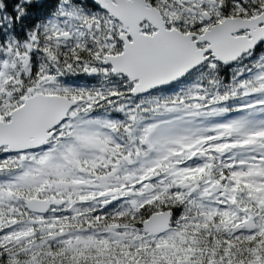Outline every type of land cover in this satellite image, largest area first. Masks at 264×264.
Instances as JSON below:
<instances>
[{
    "label": "rangeland",
    "instance_id": "374dc122",
    "mask_svg": "<svg viewBox=\"0 0 264 264\" xmlns=\"http://www.w3.org/2000/svg\"><path fill=\"white\" fill-rule=\"evenodd\" d=\"M181 1L169 0L173 4L171 9L165 8V3L159 9L165 21H170L171 28L178 27L177 21L181 20L182 23L188 20L193 23L199 18V12L197 17H193L186 9H179ZM202 1L205 0H193V3L201 5ZM218 1L207 2L214 15L217 13L214 7ZM60 3L65 2L61 0ZM92 23H95L94 17L88 11L62 4L40 26L44 44L47 45L45 50L62 44L52 38L58 33H71L70 44L77 45L91 40L92 35L97 38L104 35L105 38L113 27L111 23L108 28L107 21V28ZM8 41L5 47L0 46V121H9L10 111L19 107L28 96L40 92L60 94L77 89L71 87L75 82L69 84L58 81L55 77L58 67H55L54 59L49 57L56 69L55 73L50 74L48 70L45 76L31 82L15 97L24 85L18 76L27 73L24 72L27 68L22 66L24 55L33 50V42H37V39L29 33L25 43L17 44L18 41L13 39ZM205 65L184 81L179 101L174 102V93L169 96L156 94L153 99L123 107V112L129 113V121H133L127 123L125 128L128 150H131L127 152L131 158L130 165L124 162L126 153L119 151L118 144L99 131V126L107 123L98 118L96 121L77 118L75 128L68 132L75 143L71 140L66 147L61 142L59 146L53 143L51 149L40 154L6 152L1 147L0 252L2 249L9 250L12 255L14 251H25L30 252L31 256L35 249L48 247V244L67 243V247H76L79 242H84L85 238L81 236L84 230L80 229L86 227L92 234L106 229L118 235H131L129 241L137 245L139 252L147 249L154 251L165 264H196L190 260L193 255L188 251V238L180 230L185 224L182 216L169 232L155 238H149L132 227H104L106 225L96 216L86 221L85 227H74V220L79 221L89 211L101 208V204H106L109 199L115 200L114 207L120 205L121 210L135 212L146 202L159 201L162 197L176 198L183 205L186 203L190 212L199 211L192 221H186L190 227H203L205 230L214 227L220 233L242 235L245 238L264 230V120L255 130L252 116L254 111L258 112L259 106L250 102L264 98V69L254 76L255 81L251 78L248 80L244 72L237 71L229 78L231 84L224 86L223 80L216 82L212 79L216 74L214 65ZM103 76L101 73L97 81L106 82ZM201 95L205 96L204 100L196 99ZM228 98L234 108H227V102H224ZM231 114L233 117L227 118ZM243 114H248V117L242 119ZM142 140L144 144H141ZM71 169L78 172L72 173ZM161 178L165 182L158 186L159 190L145 198L140 184L148 180L157 185ZM172 180L188 187L171 192L169 186L174 184ZM79 182L87 189L92 187V190L79 194ZM94 183L100 184L101 188L94 189ZM212 185H220V191L211 193ZM46 195H54L53 198L60 200L61 206L52 208L43 216L25 209L24 197ZM105 195L108 200H103ZM215 203L221 207L215 206ZM250 216L256 224V228L250 231L252 233L249 235L245 228L235 233L233 227ZM217 217L218 221H214ZM209 223L214 225L209 226ZM202 234L193 238L198 245L199 239L203 242ZM261 242H264V238ZM255 246L250 249L256 258L251 264H264V258L259 254L262 246ZM45 250L46 257H50L49 249ZM193 250H200V254L203 248L193 247Z\"/></svg>",
    "mask_w": 264,
    "mask_h": 264
},
{
    "label": "water",
    "instance_id": "95a60500",
    "mask_svg": "<svg viewBox=\"0 0 264 264\" xmlns=\"http://www.w3.org/2000/svg\"><path fill=\"white\" fill-rule=\"evenodd\" d=\"M44 0H37L42 4ZM101 8L123 25V50L120 55L105 56L103 64L112 67L113 74H123L134 83L133 94L171 85L184 78L188 72L199 67L208 55L225 63L237 60L243 53L264 41V13L254 19L240 17L224 18L202 33H183L178 29H168L159 11L146 6L142 0H99ZM208 17L204 14V19ZM147 21L154 29L151 35L141 33L140 24ZM249 30L248 36L234 37L235 33ZM132 40L129 42L126 37ZM56 39H69L70 34L55 36ZM206 43L205 48H198ZM28 56L23 58V66L28 64ZM198 99H203L199 96ZM79 100H70L62 95L36 93L24 99L22 104L9 113V121H0V148L6 152H24L43 145L52 136L51 130L65 121L71 107ZM129 157L125 161L129 163ZM162 182V181H161ZM188 185H182L185 189ZM154 187L147 182L144 194H150ZM220 185H212L210 192L216 194ZM28 212L44 214L50 209V202L37 198L24 199ZM172 215L168 210L152 212L142 221L143 232L156 236L170 229ZM253 231L256 224L250 216L240 225L233 227L238 233L241 229Z\"/></svg>",
    "mask_w": 264,
    "mask_h": 264
},
{
    "label": "trees",
    "instance_id": "16d2710c",
    "mask_svg": "<svg viewBox=\"0 0 264 264\" xmlns=\"http://www.w3.org/2000/svg\"><path fill=\"white\" fill-rule=\"evenodd\" d=\"M55 1L56 0H46L43 5L44 10L40 14L41 16L34 17L29 14L24 15L23 12H25L24 8L28 9L26 12L35 11L37 5L35 0H0V46H2V48L5 47L10 42L8 40L12 39L18 41L17 44L25 43L28 41V33L34 31V38L37 39V42H33V50L30 51V68L24 71L27 73H22L18 76V79H20V82L24 85L22 88L20 87L19 91H15V97H18V93L21 94L31 82L36 81L41 76H45L48 70L50 74L55 73L56 69H54V66L48 59L49 57L54 59L55 67H58V71L55 74L58 81L71 84L85 79L83 75L84 72H82L83 62L89 60L88 56L91 52V47L88 46V40L77 45L68 43L53 49L50 48L48 51L45 50V46L47 45L44 44L45 38H43L44 36L40 31V27H38V21L45 18L49 19L48 16L54 14V10L52 9L56 6H49V4H54ZM237 1L238 0H225L227 3H236ZM14 2L20 4L23 8L21 11H18V14H16L17 11H15V8L12 7ZM247 2L249 1L245 0L244 4ZM258 3H264V0H258ZM249 9V6L234 7L235 12L242 15H245ZM177 28L181 32L188 31V29L195 31L203 29L202 27H187L183 24ZM19 49L20 51L22 50L21 47ZM1 58L3 59V55ZM195 72L198 71L188 72L189 74L179 80L178 83H180V81L189 80ZM212 79L216 82L218 80V82L222 81L221 74L216 73ZM224 82H229L228 74L225 75ZM183 83L174 85L160 93L165 96L174 93V102H177L181 99L179 96L183 91V88H181ZM185 204L186 203L183 205L182 201L177 199L170 200L168 197H162L159 201L144 204L141 209L133 212V210L129 209L128 211L119 209L120 205H115L116 207H114V203L111 202L108 208L89 211V214L82 217L79 221L73 219L75 221L73 225L80 229V227H85L83 225L86 221L96 216L99 217L101 223L106 225H103L104 227H107V225H116L126 228L132 227L142 233V226L140 223H142L144 219L154 211L169 209L171 210L170 212L173 213L172 226L175 225L180 216L184 217L185 224H182L183 228H180V230L186 235V238H188L186 242L189 245L188 251L193 255V257L190 258V260H192L191 262L194 263L195 261L196 264H251L256 258L250 249L256 247L255 245L262 246L261 249H259V254L261 258H264V242H261L264 238V230L254 233L247 231L249 235L251 233L253 235L245 238L242 235L236 236L235 234L227 235L228 233H220V231H217L214 227L209 230H205L203 227L201 229L190 227V225H187L186 221H192V217L197 215L196 213L199 211L192 213L187 209ZM216 205L218 204H215V206ZM218 206L221 207V205ZM218 219L217 217L213 220L218 221ZM213 225L214 224L209 223V226ZM85 228L80 229L84 230L81 234V236L85 238L83 240L84 242H79L76 247H74V245L67 247V243L62 245L48 244V247L42 246L39 249H35V252H33L31 256L30 252L25 251H14V254L11 255L9 250L2 249V252H0V264H165L159 259V254L154 251H148L147 249L139 252L137 245L129 241L132 237L131 235H118V233H112L106 229L94 231L92 234ZM79 229H76V231ZM118 232L120 233V231ZM200 233H203V242L201 243V239H199L200 244L198 245L197 241L195 242L193 238H196ZM190 240L191 243H189ZM193 247H195V249L203 248V250H201L202 253H198L200 250L194 252ZM45 249H49L50 257H46ZM139 253L141 255H139ZM142 253L145 254L142 255ZM34 255H36V257L31 258ZM141 256L145 257L141 258Z\"/></svg>",
    "mask_w": 264,
    "mask_h": 264
},
{
    "label": "flooded vegetation",
    "instance_id": "af4514ba",
    "mask_svg": "<svg viewBox=\"0 0 264 264\" xmlns=\"http://www.w3.org/2000/svg\"><path fill=\"white\" fill-rule=\"evenodd\" d=\"M45 1H43L42 4H38L37 0H35L36 2V9L35 11H27V8L25 9V12H23V14H29L32 16H41L40 14L43 12L44 7L43 5L45 4ZM65 3H60L61 0H56L55 3L53 4H49V6H53L55 5L56 7H54L52 10L58 11V8L61 7L62 4H64L67 7H78L81 9H84L85 11H88L89 14L91 16L94 17V22L102 25L103 28H107V23L109 24L108 28L111 26V23H113V27L112 30L110 31V33H107V35H102V38H97L94 37V35H92L91 40L89 39L88 41V46L91 47V52L89 57V60L87 62H83V70L82 72L84 75V80L82 79V82H77L75 84H72L71 87L73 88H77V89H72V90H68V92L65 93H60L58 94V92H52V93H43L46 95H62L65 97H68V99L70 100H79L77 104H75L73 107H71L67 113L66 119L65 121H63L61 124L59 123L58 126H56L54 129L51 130L52 136L47 140L46 143H44L43 145H39L38 147L32 148L30 150H27L26 152H34V153H42L48 149H51V145H58L61 142L62 146L66 147L68 143H70L71 140H73V137L68 135V132H72V130L75 128V123L77 122L76 119L77 118H87V119H92L93 121H96L95 119H101L102 122H106V125H102L99 126V131H103L105 133V135L107 137H109L112 141H114L116 144H118L119 147V151H124V162L127 165H130L129 160H131L129 154H127V152H130L131 150H128V145H127V135H125L126 132V125L131 124L133 121H129V113H124L123 111V107L125 105H131L130 103H133L134 105L140 101H144V100H150L153 99V96L156 94H161V91L167 90L169 88H171L174 85H179L182 84L184 81H180V83L176 82L173 83L171 85H167L164 87H160L157 89H153L150 90L146 93H140V94H133V85L135 82H132L128 79V77L124 76L123 74H113L112 73V67L109 64L104 65L103 64V60L105 58V56H116V55H120V53L123 50V46H124V40H123V33H124V29H123V25L121 23H119L118 20L114 19L112 16H110L107 12H105L102 8H101V3H98L99 0H63ZM128 1V0H127ZM145 2L146 6L148 7H154L157 9V11H159V9H162L165 3V8H172L171 5L173 6L172 3L169 2V0H142ZM209 0H205L201 2V5L197 4L195 5V3H193V0H182L180 4H178V8L179 9H186L187 12L193 16V17H197V13L199 18L194 20L193 23L187 21H184L181 23L180 21H177L176 24L177 26H180L181 24H183L184 26L187 27H202L203 29H201L200 31H195V30H191L188 29V31H184L183 33H202L206 30V28L211 27L212 25H215L217 23H220L221 21L224 20V18H235V17H240L243 19H254L257 18L258 16H260L262 13H264V3H258V0H248L249 2L244 4L245 0H238L236 3H227L225 2V0H220L218 1V3L215 4V9L214 11L217 12L216 15H214L210 8L207 5V2ZM67 2V3H66ZM112 3H115V0H111ZM193 4V5H192ZM242 6H249V10L247 11V13H245V15L242 14H238L237 12H235L234 7H242ZM15 8L16 14H18V11H21L22 6L18 3H13V6ZM210 11V12H209ZM161 13V12H160ZM204 14L205 16H207V19H204ZM53 15V14H52ZM51 16H48V18H50ZM163 19L164 16L162 15ZM46 20L48 21L47 18L39 20L38 21V27H40L44 22H46ZM105 21H107V23H105ZM165 21V19L163 20ZM176 21V20H174ZM170 22V21H169ZM169 22L165 21L166 27L168 29H171V27H169ZM95 23H92L94 26H96ZM208 25V27H207ZM264 25V23H260L259 26L257 27H262ZM148 27V31L147 29H145V27ZM140 28H141V33L144 34H148L151 35L149 32L151 30L154 31V29L152 28V26L147 22V21H142V23L140 24ZM175 29H177L176 27H173ZM32 35H35V31L34 32H29ZM28 33V35H29ZM63 33H58L56 35H53V40L57 41L58 43H62L63 44H70L71 39H72V34L70 33V38L65 40V39H56L55 36L57 35H61L64 34ZM249 30H245V31H240L238 33L234 34V37H238V36H248L247 38L250 39V35H248ZM27 35V36H28ZM98 39V40H97ZM127 41H131L132 38L129 36L126 37ZM207 46L206 43H199L197 45L198 48H205ZM28 56V64L27 66H25L27 69L30 68V53L26 54ZM25 56V55H24ZM210 63H212V65H214L213 67L215 68V73L217 74H221V80L222 83H224V86H228L231 83L229 82H224L225 81V75H229V78L231 76V74H236L237 71L238 72H244L247 76H248V80L251 78L252 81L254 80V76H256V74L261 73V70L264 69V41L260 42L259 44H257L253 49L247 51L246 53H243L240 57L237 58V60L235 59L232 62L226 61L225 63H221L219 61H215V59L211 56V54L208 55V58L205 60L204 63H202L199 67H197L196 69H194L193 71L197 70H201L202 66L204 67L205 64L209 65ZM23 66V64H22ZM206 66V65H205ZM24 67V66H23ZM24 67V68H25ZM201 67V68H200ZM191 71V72H193ZM103 73L104 74V78L106 80V82L103 83L97 81V79L100 77V74ZM189 74V73H188ZM187 74V75H188ZM264 74V71H263ZM186 75V76H187ZM188 78V77H186ZM264 78V75H263ZM183 79V78H182ZM254 83V82H252ZM216 85V84H214ZM41 93V92H40ZM34 95V94H33ZM262 95L264 97V93L262 92ZM32 96V95H31ZM169 96V95H168ZM203 97V99H199V100H204L205 96L201 95ZM29 97V96H28ZM158 97V96H157ZM196 99H198V96L196 97ZM228 101L230 102V98L226 99L224 103L227 102V108H234L232 106L231 103H228ZM252 103V105H258L259 109L258 112L254 111L253 114V119L255 123V130L259 129V125L261 124V121L264 120V98L260 99V100H252L250 101ZM217 104V103H216ZM145 106H148L147 104H144ZM143 105V106H144ZM11 112V111H10ZM226 114V113H224ZM233 115H227V118H232ZM242 119L247 118L248 114H243ZM154 118V117H153ZM100 120V121H101ZM153 121H155V119H151ZM95 133H97V129L95 130ZM63 134V135H60ZM262 136V135H261ZM58 140V141H57ZM263 141H264V136H263ZM72 142L75 143V141L73 140ZM141 144H144V140L141 141ZM5 150V147H4ZM25 152V151H24ZM20 153V152H18ZM264 153V151H263ZM69 157H70V153H68ZM128 156L129 157V163H127L125 161V157ZM205 158V157H203ZM69 162H66L65 164H68ZM76 170H78L76 168ZM72 173L75 172L74 170H72ZM78 172V171H76ZM75 172V173H76ZM165 179H159L157 181V185H155L153 182L145 180L140 184V188H141V192L143 191V187L147 184V182L149 184H151L154 187V190L152 193L150 194H144V192H142V195L145 198H148L151 194L156 193L159 188V185H162L165 181ZM153 181V180H152ZM162 181V182H161ZM155 182V181H154ZM173 182V180H172ZM174 183V182H173ZM103 184V183H102ZM79 186V194H85L88 193V191L92 190V187L90 188H86L85 185H83L82 182H79V184H77ZM94 189H100L101 185L98 183H94L93 184ZM169 191L171 192H177V190H182L181 185L179 184H172L171 186H169ZM44 196V197H37V196H27L24 197V199L26 198H37V199H43V200H47L50 202V209L49 211L54 208V207H58L61 206V202L58 199L53 198L54 195L52 196ZM172 199H176V198H172ZM103 200H108V197H106ZM171 200V199H170ZM115 200L113 199H109L106 204H101V208L99 209H105L108 208L110 203H114ZM24 202V201H23ZM154 202V201H153ZM148 203H152L150 202H146L145 204ZM217 203V202H216ZM215 203V204H216ZM116 204V203H114ZM144 205V204H143ZM143 205H140L138 208L141 209L143 207ZM220 205V204H219ZM25 207V206H24ZM112 207V206H111ZM152 208V206H151ZM169 212L171 210L167 209ZM48 211V212H49ZM164 211V210H162ZM48 212L42 214L45 215ZM154 212H159V211H154ZM31 213V212H30ZM172 215V219H173V213L170 212ZM34 214H38V213H34ZM173 221L171 220V225H170V229L162 234L156 235V236H147L149 238H155L161 235L166 234L167 232H169L171 230V228L173 227L172 224ZM143 232V229L141 230ZM246 231V229H245ZM250 232V231H248ZM144 233V232H143Z\"/></svg>",
    "mask_w": 264,
    "mask_h": 264
},
{
    "label": "bare ground",
    "instance_id": "6f19581e",
    "mask_svg": "<svg viewBox=\"0 0 264 264\" xmlns=\"http://www.w3.org/2000/svg\"><path fill=\"white\" fill-rule=\"evenodd\" d=\"M242 221H243V220H242ZM242 221H241V222H242Z\"/></svg>",
    "mask_w": 264,
    "mask_h": 264
}]
</instances>
